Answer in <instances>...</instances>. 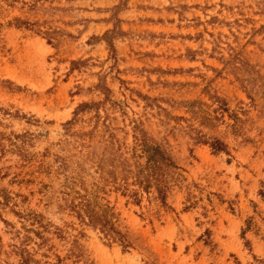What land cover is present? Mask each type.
<instances>
[{"label":"rangeland","instance_id":"rangeland-1","mask_svg":"<svg viewBox=\"0 0 264 264\" xmlns=\"http://www.w3.org/2000/svg\"><path fill=\"white\" fill-rule=\"evenodd\" d=\"M134 127L170 142L165 204L116 187L144 163ZM84 189L131 248L65 206ZM21 248L30 264H264V0H0V264Z\"/></svg>","mask_w":264,"mask_h":264},{"label":"trees","instance_id":"trees-1","mask_svg":"<svg viewBox=\"0 0 264 264\" xmlns=\"http://www.w3.org/2000/svg\"><path fill=\"white\" fill-rule=\"evenodd\" d=\"M15 24L17 26L25 25L31 26L28 21L22 20L20 18H15ZM40 31V30H39ZM52 39L51 35L54 32H43ZM107 44L111 46V43L107 41ZM92 103L83 102L77 106L73 119L79 113L87 111V109L92 106ZM72 119V120H73ZM217 118L210 115L199 116V121L202 125L207 128L213 127V121ZM72 120H69L67 124H70ZM191 139L194 143H205L209 144L210 148L214 153L226 152L227 145L220 137L214 135L210 140L207 133H203L201 130H197L192 126ZM212 129V128H211ZM134 151L140 152V155H135V157L144 158V163H137V169L132 171L125 163H121L120 179L123 185L118 184L117 189L121 188L123 193H128L131 195L135 202L138 203V193L135 190H129V184L126 181L128 177H133L135 183L141 186L142 189L149 192L153 187L156 193V197L160 199L161 203L165 204L166 193L169 189V183L176 180L177 175H179L178 170L180 167L175 161V158L171 152V145L169 140H161L152 138V136L146 135V133L140 129L137 130L134 127ZM191 152V148L189 149ZM193 157V155H191ZM98 170L101 179L104 182H113L116 180V173L111 170H104L107 174L103 172V165L98 163ZM107 175V177H106ZM98 188V186L96 187ZM97 190V189H96ZM85 193L80 194L79 191L76 192L75 196H71L69 199L65 200V206L76 213L77 218H79L86 225L98 230L105 239L109 242L118 243L122 250H127L134 245L133 236L128 231H123L114 221L115 213L113 209L108 204H100L97 202L96 198H90L86 189ZM92 194V193H91ZM38 235H40L38 233ZM70 254L74 257H82L81 250L77 246L74 240V248L71 249ZM19 255L21 257L22 264H30L33 261L29 258V254L25 249L19 250Z\"/></svg>","mask_w":264,"mask_h":264}]
</instances>
